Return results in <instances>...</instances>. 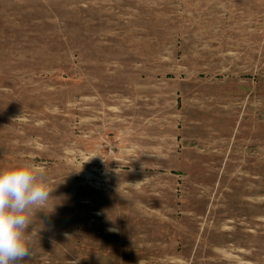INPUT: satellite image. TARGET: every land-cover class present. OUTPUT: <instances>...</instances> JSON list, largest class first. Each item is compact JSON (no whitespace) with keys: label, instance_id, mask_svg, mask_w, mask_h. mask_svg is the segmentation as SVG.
<instances>
[{"label":"rangeland","instance_id":"374dc122","mask_svg":"<svg viewBox=\"0 0 264 264\" xmlns=\"http://www.w3.org/2000/svg\"><path fill=\"white\" fill-rule=\"evenodd\" d=\"M24 163L52 192L17 264H264V0H0Z\"/></svg>","mask_w":264,"mask_h":264},{"label":"clouds","instance_id":"9594fccd","mask_svg":"<svg viewBox=\"0 0 264 264\" xmlns=\"http://www.w3.org/2000/svg\"><path fill=\"white\" fill-rule=\"evenodd\" d=\"M51 192L38 164L0 169V264H17L31 254L25 232L30 214L46 204Z\"/></svg>","mask_w":264,"mask_h":264}]
</instances>
